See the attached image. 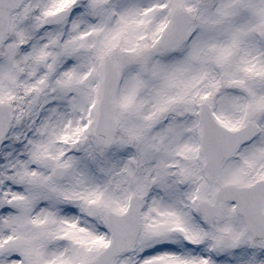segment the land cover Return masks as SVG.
<instances>
[{
  "label": "snow or ice",
  "instance_id": "6c2138e0",
  "mask_svg": "<svg viewBox=\"0 0 264 264\" xmlns=\"http://www.w3.org/2000/svg\"><path fill=\"white\" fill-rule=\"evenodd\" d=\"M0 264H264V0H0Z\"/></svg>",
  "mask_w": 264,
  "mask_h": 264
}]
</instances>
